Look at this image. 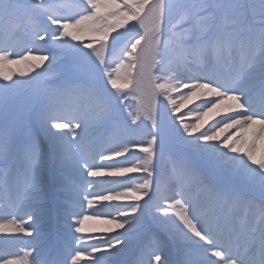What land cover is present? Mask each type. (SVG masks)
Instances as JSON below:
<instances>
[{"label":"snow or ice","instance_id":"6c2138e0","mask_svg":"<svg viewBox=\"0 0 264 264\" xmlns=\"http://www.w3.org/2000/svg\"><path fill=\"white\" fill-rule=\"evenodd\" d=\"M77 8L0 0V237L21 243L0 264H169L168 237L178 264H264V207L250 211L264 206V0ZM44 73L54 87L20 90ZM165 156L197 191L176 187ZM105 183L119 190L97 191ZM53 202L63 232L45 246Z\"/></svg>","mask_w":264,"mask_h":264},{"label":"rangeland","instance_id":"374dc122","mask_svg":"<svg viewBox=\"0 0 264 264\" xmlns=\"http://www.w3.org/2000/svg\"><path fill=\"white\" fill-rule=\"evenodd\" d=\"M53 2L57 6H63V10L60 14H71L75 11L78 10L77 6L80 3V0H53ZM87 39V38H85ZM14 50L17 53H22L25 51V44L23 43V40H19L17 43L13 45ZM14 69L17 71L19 70H25L28 71L27 66L24 64L21 65H12ZM37 71H42V69H37ZM58 71V70H57ZM31 75H34V73H30ZM15 78V77H14ZM49 73H44L42 76L38 77L37 79L31 81L28 83L27 81L25 84L20 86V90L25 93V95H30L33 92L37 90H45L48 88H52L55 85L54 84H49ZM217 120H212L207 128H209L211 125L215 124ZM137 140L142 139V137H136ZM135 157H128L127 160L125 158H118V163L121 166H130V162L133 161ZM173 158L169 156H165L163 158V164L162 167H167L169 177L172 178L176 182V187L179 188L181 186V180L184 182V186L189 187L191 191L195 192L197 191L196 186L192 185L188 178L182 177L180 171L173 166ZM74 179V178H73ZM110 189H115L119 190V187L115 184L111 183H105L103 184L100 188L97 189V191H105L110 190ZM54 191V187L52 189ZM203 207L206 212L211 211L214 203H215V196L214 194L208 192L206 189L203 190ZM106 203V202H102ZM112 203H118V202H112ZM261 207H264L259 204L257 201L255 206L250 209V211L253 214H257ZM50 212L42 217L41 220V231L44 234V244L45 246L52 245L58 243L59 237L63 232V229L60 226L59 223V216H58V211H57V206L55 202H53L50 206ZM103 211L106 212H112L115 214L114 209H103ZM92 223V222H89ZM25 241L28 239L27 237L24 238ZM14 248V252H10L8 249ZM21 248V243L19 241H13L9 246H2L0 245V254H5V253H16L19 252ZM161 251V259L162 260H167L169 264H178V262L181 259V253H180V247L178 246V243L176 240L168 237L165 239L163 246L160 248ZM22 254V253H21ZM125 256L129 257V254L126 252Z\"/></svg>","mask_w":264,"mask_h":264},{"label":"bare ground","instance_id":"6f19581e","mask_svg":"<svg viewBox=\"0 0 264 264\" xmlns=\"http://www.w3.org/2000/svg\"><path fill=\"white\" fill-rule=\"evenodd\" d=\"M181 92L186 94L187 90H180V92H173L171 94L172 98L177 101V105H179L181 103V101H180ZM184 103H185V107L181 109L180 113L176 114L177 116H179L181 114H188V110L190 108H193L194 104L200 103V101L197 100V98L194 97L191 100H188V101H186ZM219 119H220V116L216 115L215 111L214 112H210L207 115L203 116L202 119L199 121V123L202 125V129L201 130H204L205 128H207L208 124L212 120H219ZM187 122L196 123L197 121L194 120V119H188ZM229 131H235V130L232 129V130H229ZM225 134H227V133H225ZM245 147H246V145H245ZM254 151H255L257 159H259L261 154H262V152H264V140L257 141V148ZM118 231H122V230H118ZM12 242H13V240H5L2 237H0V245H2V246H9ZM8 250L10 252H14L15 251L14 248H10V247H9Z\"/></svg>","mask_w":264,"mask_h":264}]
</instances>
